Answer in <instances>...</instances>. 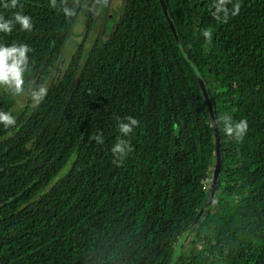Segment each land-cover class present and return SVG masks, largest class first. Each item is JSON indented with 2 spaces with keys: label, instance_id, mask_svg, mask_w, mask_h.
<instances>
[{
  "label": "trees",
  "instance_id": "trees-1",
  "mask_svg": "<svg viewBox=\"0 0 264 264\" xmlns=\"http://www.w3.org/2000/svg\"><path fill=\"white\" fill-rule=\"evenodd\" d=\"M6 2L0 15L34 27L0 33L31 49L22 112L21 96L0 91L16 118L0 124V264H264V0H123L88 49L110 0ZM194 66L220 121L213 199L218 139ZM40 85L36 106L27 92ZM224 114L247 120L242 142L223 132ZM129 116L139 126L118 167L111 148Z\"/></svg>",
  "mask_w": 264,
  "mask_h": 264
},
{
  "label": "clouds",
  "instance_id": "clouds-1",
  "mask_svg": "<svg viewBox=\"0 0 264 264\" xmlns=\"http://www.w3.org/2000/svg\"><path fill=\"white\" fill-rule=\"evenodd\" d=\"M224 0H221L223 3ZM66 3V0H65ZM5 8L15 9L19 5V0H10V3H4ZM51 6L56 7V0H51ZM239 4L235 5V12L239 13ZM63 11L67 16L73 15V10L64 7ZM220 11L217 7V13ZM217 13L213 15L219 19ZM20 26V30L24 32H31L33 30V23L31 17L24 15L22 12H14L12 17L5 19L3 15H0V33L11 34L15 25ZM202 35L208 41L212 39V32L208 29L204 30ZM31 51L27 44H11L5 46L0 44V88L4 89L6 92L11 93L14 96L25 95V80L24 76L27 71H29V56L28 53ZM48 88L44 85L39 87H30L27 95L32 100L34 105L38 106L44 98L47 96ZM126 122L119 120L117 124V130L120 136L117 140L111 152L115 157L114 163L117 166H121L124 159L127 158L129 153L133 151L130 141L123 139L122 137H127L133 133L134 128L139 126V121L132 117H126ZM220 121L218 120L217 123ZM223 122V132L229 137L234 138L237 142H242L244 136L248 131L247 120H240L239 122H234L232 117L224 114L222 117ZM0 124H2L6 129L13 127L16 124V118L11 114V112L0 111ZM95 140L98 144H103L102 134L97 133L95 136L90 137Z\"/></svg>",
  "mask_w": 264,
  "mask_h": 264
},
{
  "label": "rangeland",
  "instance_id": "rangeland-1",
  "mask_svg": "<svg viewBox=\"0 0 264 264\" xmlns=\"http://www.w3.org/2000/svg\"><path fill=\"white\" fill-rule=\"evenodd\" d=\"M122 1L123 0H110V3L106 2V4L108 5L109 3L113 9L110 10L108 6H105L102 9L96 21L95 27L91 33V37L86 44V49L90 47L92 41L100 34V32L102 30H105L106 20L109 21L110 17L119 15L121 8H122ZM84 23H85V19L82 17L80 19L79 25L77 26L72 38L70 39V41L68 42L66 46V49H65L66 55L64 56V62H65L64 66L65 67L68 65V62L70 61L71 57L75 53L77 46L83 41L84 34H85ZM0 91H1V88H0ZM25 102H26V93L25 95H22L20 99L18 100V103L15 107V112L17 113L22 112L25 106Z\"/></svg>",
  "mask_w": 264,
  "mask_h": 264
},
{
  "label": "water",
  "instance_id": "water-1",
  "mask_svg": "<svg viewBox=\"0 0 264 264\" xmlns=\"http://www.w3.org/2000/svg\"><path fill=\"white\" fill-rule=\"evenodd\" d=\"M164 12H165V15L167 16V10H166L165 6H164ZM117 20H118V16L110 17V19L108 21V26L112 27L117 22ZM194 70H195L196 75H197V77H198V79L200 81V85H201L202 91L204 93V96H205V99L207 101V104H208V106L210 108V112L212 114V119H213V124H214L215 130H216L217 139H218V142H217V145H218V148H217L218 160H217V165H216L215 172H214V182H213V190H212V197H211V199H213V197H214V195L216 193L217 187H218V182H219L220 174H221V166H222L221 165V163H222V160H221V138H220V134H219V123H217L218 118H217V114H216V111H215V107H214V104L212 102L211 95H210V93L208 91L207 85H206V83L204 81V78H203L202 74L200 73L199 69L196 66H194Z\"/></svg>",
  "mask_w": 264,
  "mask_h": 264
}]
</instances>
